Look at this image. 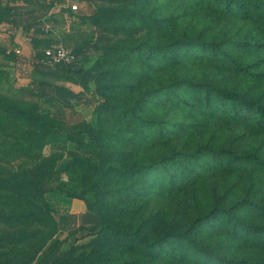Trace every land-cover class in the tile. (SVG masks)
<instances>
[{
    "label": "trees",
    "instance_id": "trees-1",
    "mask_svg": "<svg viewBox=\"0 0 264 264\" xmlns=\"http://www.w3.org/2000/svg\"><path fill=\"white\" fill-rule=\"evenodd\" d=\"M86 1L94 3L86 19L100 32L88 44L101 53L84 74L100 101L96 128L67 137L89 156L69 152L66 168L81 171L76 181L83 189L70 197L99 222L88 242L63 251L65 240L46 236L51 242L43 252L17 264H264V0ZM60 5L65 10V0ZM83 51H72L74 67L61 66L82 74L74 68ZM0 107L19 109L1 98ZM20 114L39 130L40 145L54 141L57 122ZM207 180L206 201L195 200L190 216L175 217L161 231L152 233L146 218L133 229L126 220L108 222L134 213L112 197L143 204ZM44 187L0 179V192L41 203L49 214ZM88 192L95 203L85 199ZM14 218L19 224L35 219L20 214L8 221ZM122 251L137 257L125 259Z\"/></svg>",
    "mask_w": 264,
    "mask_h": 264
},
{
    "label": "rangeland",
    "instance_id": "rangeland-1",
    "mask_svg": "<svg viewBox=\"0 0 264 264\" xmlns=\"http://www.w3.org/2000/svg\"><path fill=\"white\" fill-rule=\"evenodd\" d=\"M1 1L7 4L13 0ZM71 1L77 5L75 13L69 12L65 5L63 10L60 0H15V8L10 9L15 15L10 30L6 37L0 36V98L2 102L19 108L13 111L0 107V179L41 182L48 191L44 201L53 210L45 214L41 203L20 200L8 192H0V264H17L39 249L43 252L51 242L43 241L46 236L65 240L63 251L73 244L86 243L91 239L88 236L91 229L99 222V217L88 211L83 201L70 197L83 189L76 181L81 177V171L66 168L71 162L69 152H75L78 157L89 156L87 151L68 142L67 137L82 133L84 126L96 128V106L100 101L95 95L92 78L84 74L101 53L88 44L95 43L100 34L86 19L93 15L94 3ZM57 46L70 51L84 47L78 56L82 64L76 66L82 67V74H73L70 69L65 70V66L45 64L44 56ZM183 72L190 71L181 69L178 73ZM170 73L172 71L166 72L163 79ZM23 110L57 122L54 141L40 145L37 141L39 130L20 114ZM208 180L195 189L150 196L143 204L124 196L112 197L110 200L119 208L128 205L134 213H118L108 222L126 220V229H133L135 224L146 218L152 221V233L161 231L175 217L182 221L190 216L195 200L199 203L206 201L207 193L212 194L208 192L211 186ZM212 182L215 184L217 179ZM84 197L95 203L92 192L85 193ZM79 202L90 213L89 221L82 223L72 213L73 203ZM20 214H31L35 219L23 224H19L16 218L8 221L9 217ZM78 227L84 229L78 230ZM34 232L37 235L28 239V233ZM18 237H23L19 243L12 242ZM122 253L125 259L137 257L136 252ZM156 264L164 263L159 261Z\"/></svg>",
    "mask_w": 264,
    "mask_h": 264
},
{
    "label": "crops",
    "instance_id": "crops-1",
    "mask_svg": "<svg viewBox=\"0 0 264 264\" xmlns=\"http://www.w3.org/2000/svg\"><path fill=\"white\" fill-rule=\"evenodd\" d=\"M13 2L14 1L8 2L7 4H6V2L5 3H3L2 1L0 2V36L1 37L7 36L6 34L10 30L11 20L15 16V15H12V12H10L11 8H15ZM13 11H15V10H13ZM73 204L74 205H73L71 210H72L73 214H76L78 220L82 223L89 221L90 220V213L87 210H85V208L83 206L80 205L81 202L73 203Z\"/></svg>",
    "mask_w": 264,
    "mask_h": 264
},
{
    "label": "built area",
    "instance_id": "built-area-1",
    "mask_svg": "<svg viewBox=\"0 0 264 264\" xmlns=\"http://www.w3.org/2000/svg\"><path fill=\"white\" fill-rule=\"evenodd\" d=\"M65 7L71 9L72 11L77 10V5L71 0H65ZM45 58V64L47 66H57V65H75L77 58L72 53V51L67 50L62 46H57L52 51L48 52Z\"/></svg>",
    "mask_w": 264,
    "mask_h": 264
},
{
    "label": "water",
    "instance_id": "water-1",
    "mask_svg": "<svg viewBox=\"0 0 264 264\" xmlns=\"http://www.w3.org/2000/svg\"><path fill=\"white\" fill-rule=\"evenodd\" d=\"M74 70H75V71H78V70H79V68H78V67H75V68H74Z\"/></svg>",
    "mask_w": 264,
    "mask_h": 264
}]
</instances>
